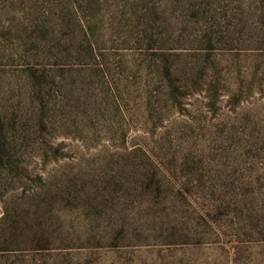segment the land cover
Listing matches in <instances>:
<instances>
[{
	"label": "rangeland",
	"instance_id": "rangeland-1",
	"mask_svg": "<svg viewBox=\"0 0 264 264\" xmlns=\"http://www.w3.org/2000/svg\"><path fill=\"white\" fill-rule=\"evenodd\" d=\"M39 14L49 128L0 216L50 244L0 243V264H264V0H45ZM13 40L9 113L30 106Z\"/></svg>",
	"mask_w": 264,
	"mask_h": 264
},
{
	"label": "trees",
	"instance_id": "trees-1",
	"mask_svg": "<svg viewBox=\"0 0 264 264\" xmlns=\"http://www.w3.org/2000/svg\"><path fill=\"white\" fill-rule=\"evenodd\" d=\"M43 1L0 0V37L9 35L14 39L5 48L4 54L26 58L22 71L25 73L24 82L30 101V106L24 111L17 107L9 113L0 107V198L3 202L11 189L21 186L23 180L30 177L26 163L30 151L40 143L43 132L49 128L47 101L42 93L47 81L46 70L33 64L39 58L36 48L37 37L42 29L39 12ZM3 225L7 227L4 230ZM20 240L28 244L32 251L48 249L50 244V238L44 231L32 227H26L25 230L18 216L10 218L4 206L0 216V243ZM1 248L0 251L4 250Z\"/></svg>",
	"mask_w": 264,
	"mask_h": 264
}]
</instances>
